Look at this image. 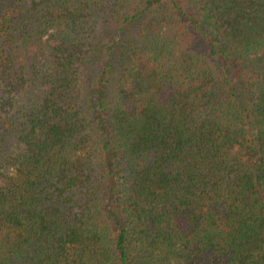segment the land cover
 Wrapping results in <instances>:
<instances>
[{
	"label": "trees",
	"instance_id": "16d2710c",
	"mask_svg": "<svg viewBox=\"0 0 264 264\" xmlns=\"http://www.w3.org/2000/svg\"><path fill=\"white\" fill-rule=\"evenodd\" d=\"M0 264H264V0H0Z\"/></svg>",
	"mask_w": 264,
	"mask_h": 264
}]
</instances>
